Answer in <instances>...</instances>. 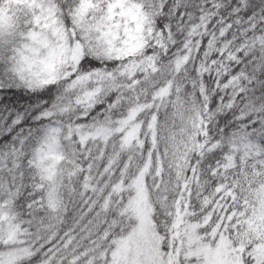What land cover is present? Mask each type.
Listing matches in <instances>:
<instances>
[{
	"label": "snow or ice",
	"instance_id": "obj_1",
	"mask_svg": "<svg viewBox=\"0 0 264 264\" xmlns=\"http://www.w3.org/2000/svg\"><path fill=\"white\" fill-rule=\"evenodd\" d=\"M0 264H264V0H0Z\"/></svg>",
	"mask_w": 264,
	"mask_h": 264
}]
</instances>
